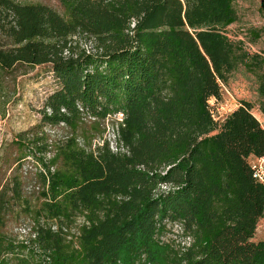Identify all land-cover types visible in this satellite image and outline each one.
<instances>
[{
  "label": "trees",
  "instance_id": "obj_1",
  "mask_svg": "<svg viewBox=\"0 0 264 264\" xmlns=\"http://www.w3.org/2000/svg\"><path fill=\"white\" fill-rule=\"evenodd\" d=\"M234 1L0 0V106L37 66L60 82L0 144V264H264V127L210 105L244 65L264 115ZM176 225L184 245L162 239Z\"/></svg>",
  "mask_w": 264,
  "mask_h": 264
},
{
  "label": "rangeland",
  "instance_id": "obj_2",
  "mask_svg": "<svg viewBox=\"0 0 264 264\" xmlns=\"http://www.w3.org/2000/svg\"><path fill=\"white\" fill-rule=\"evenodd\" d=\"M22 3H52L56 0H18ZM262 0H235L234 6L238 20L227 28V34L234 42L249 52L264 56V36L255 40L252 30L260 29L264 25V13L261 11ZM83 44L93 45V42L84 41ZM259 76L257 72L250 71L246 66L240 65L229 77L227 83L222 84V97L212 98L210 105L217 120L223 121L231 112L236 110L243 102L253 106L252 112L264 127V115L260 110L261 97L259 93ZM60 87L50 65H41L32 69L28 74L19 77L17 94L6 106H0V144L3 140L11 139L17 132L27 129L37 123L40 118L46 98ZM122 117L118 115V119ZM107 137L114 140L112 121H109ZM115 148V144L113 145ZM252 164L263 166L264 162L257 158L250 159ZM16 232L19 229H15ZM25 235L26 230L22 229ZM165 242L175 240L184 245L188 240L182 234L181 228L176 225L162 238ZM264 240V218L258 223L253 241Z\"/></svg>",
  "mask_w": 264,
  "mask_h": 264
},
{
  "label": "built area",
  "instance_id": "obj_3",
  "mask_svg": "<svg viewBox=\"0 0 264 264\" xmlns=\"http://www.w3.org/2000/svg\"><path fill=\"white\" fill-rule=\"evenodd\" d=\"M258 161H260V163L264 162V158L258 159ZM253 166H254V168L256 170L255 176L259 180L264 182V168H263V166H261V164L260 165L253 164ZM164 188H166V186H164Z\"/></svg>",
  "mask_w": 264,
  "mask_h": 264
}]
</instances>
